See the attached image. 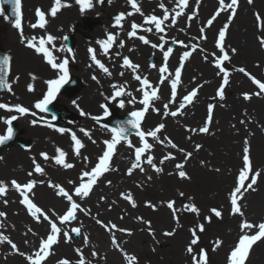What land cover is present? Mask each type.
<instances>
[{
    "label": "bare ground",
    "instance_id": "1",
    "mask_svg": "<svg viewBox=\"0 0 264 264\" xmlns=\"http://www.w3.org/2000/svg\"><path fill=\"white\" fill-rule=\"evenodd\" d=\"M246 1L243 0L240 11L226 30L223 43L225 51L229 52V60L235 68L228 72L229 82L225 85L224 98L220 99L217 95L218 90L214 88V85L216 82L223 83V74L219 72L217 67L213 66L220 52L216 46L217 40L214 41V39H218L219 30L227 22L229 12L225 11L224 14L216 18L211 26H207V20L213 16L212 8L218 5L217 0H203L194 3V7H200V11L193 21H185L184 16H181L179 23L175 25L169 20L166 21L162 27L167 33L165 31L164 33H157L154 25H149L148 27L152 28V32H145V37L151 42L149 45H142V43L127 36V27L133 21L138 20L140 14L134 13L131 6L128 7L126 0H112L111 3L104 0L102 6H99L97 0H91L93 7L85 9L83 12H81V6L77 4L76 0H61V6L56 16L52 17L48 14L47 23L42 31L53 35L56 38L54 40L56 44L53 43L58 46L60 41L63 42V34L69 32L70 27L79 30V32H75V38L78 42V62L74 64L72 72L76 79L83 84V89L75 96V99L69 100L68 104L73 106L72 108L75 107V110L80 114V121L74 125V134L81 141L83 147L80 148L79 155H77L75 147H72L70 143L72 136L60 135L55 131L50 132L34 124L21 122L22 135H28L32 141V146L27 151L14 146L0 162V181H4L5 185L8 186L7 194L0 195V211L6 213L5 217H0V233L8 236L17 245L19 251L25 255L21 256L18 252L13 251L7 242L0 243V264H30L26 257L28 255L34 257L42 234L49 228L46 221L42 219L37 221L27 211V206L20 203L19 192L12 188L10 180L18 178L24 180L26 177L36 179L35 199L40 206L47 209L49 215L52 213L60 215L59 212L68 206V202L56 194L58 190L50 186L49 182L55 185L54 181L60 175L69 179H79L82 172L91 170L92 158L96 154V150L101 148L100 142L96 139H103L105 136V132H102L101 128L95 125L96 114L106 117L107 115L104 114L106 108L109 109L110 113L117 111L121 114L142 111L141 97L146 89L140 84V81L134 78L135 75H140L142 79L147 77L150 81V88L157 84L162 88L163 94L161 93L159 99L154 100L159 112L145 114V126L149 131L155 130L161 123L165 125L157 135L158 137L166 135L174 139L177 145L176 150L185 165L183 170L188 173L191 179L181 181L174 174L169 177L168 175L159 176L153 173L151 179H145L140 175L136 178H138L141 187L136 190L132 187L134 178L128 179L125 173L124 175L115 173L113 186L102 182L94 191L90 192L88 197L80 199L73 196V199L83 209L87 210L86 212L78 211L76 213L77 219L68 226L70 229L73 226L81 229L80 240L79 242L63 240L61 244L57 245V252H51L47 264H57L59 260L57 255L61 252L71 254L75 252L73 248L85 250L83 256L87 260L97 259L99 264H124V254H121L116 248L111 249L110 235L96 222L100 218L115 224L117 229L131 230L132 234L128 235L113 229L121 241V245H124L130 253L134 252L136 255H141L143 261H151L154 264H189L188 258L192 256L184 246L189 242L188 235L193 229L190 223L193 222V219L191 220L190 212L186 211L184 207L179 211V219H174L169 211L162 208L158 212L153 200L156 194L160 193L185 204L186 201H190V204L195 203L199 209V214L194 213V217L203 225L206 224V219L203 216L208 215L211 219L215 218L210 209L217 207L223 209L229 222L220 228L225 235L224 238H218L222 241L220 249H223L218 250L217 258L221 256L225 258L227 255L226 248L233 240L235 233H241L240 225L244 220L254 225L258 224L264 217V95H255V98L250 102L245 101L241 96L244 90L257 89L250 75L254 77L264 76V47H261L258 40L259 37L264 36V0H253L252 4ZM161 2L167 5L169 11L176 7V0L155 2L153 0H139V7L146 15H160L162 18L163 10L159 7ZM31 3H38L42 7L41 9L48 13L54 6V0H27L25 8L27 10L26 15L29 17L33 14V10L29 7ZM225 3L228 2L225 1ZM187 10L185 8L184 15H188ZM112 11L114 13L110 16ZM121 12L126 14L133 12L134 14L126 16L125 20L121 22L122 26H115L112 17ZM257 12L261 13L259 22L255 15ZM169 13L174 14V12ZM88 14L99 17L101 23L91 29L82 27L83 18ZM201 28H204L203 33L200 31ZM106 31L114 35V42L108 54L102 52V46L98 43V41L105 40ZM84 34H89L92 38L88 39ZM160 35L165 37L163 42L165 45L173 43V40L183 41V44L178 43L174 56L169 62V64L178 66L181 64L183 52L192 50L191 45L198 41V36L206 35L205 40L198 42L201 49L195 50V55L192 58L188 57L183 61L182 79L177 85L176 99L179 98L183 88L191 84L200 85V93H198L192 107L176 117L167 116L169 106L168 110L164 108V105H169V100L166 99L171 95V80L166 79L163 84H160V65L157 64V68L153 69L145 59L152 54L161 59V52L151 47L152 43H162L159 40ZM120 41L124 42L123 47H120ZM89 48L95 50L96 59L109 67L111 75L97 67V64L91 59L92 54L89 53ZM232 48L237 51L231 53L229 50ZM125 54L131 55L130 57L133 56L139 68L133 69L120 64L119 58ZM37 57L35 54L31 55V50L25 52V60H23L25 71L31 64L37 62ZM241 68L245 69V72L239 71ZM169 74V71L164 73L166 77ZM93 76L97 79L94 80ZM42 80L40 77L36 82L38 91ZM115 85L124 89L121 97L115 95L117 92V88L116 91L113 90ZM120 98L123 99V107L120 106ZM210 102L215 104V111L214 118L209 124V134L198 131L187 132L185 130L186 125L192 126L193 129L204 126L208 116L205 104ZM242 121L247 125H244ZM2 125L0 119V127ZM85 132L88 135H85ZM197 144L202 146L199 150L195 148ZM244 147L249 148V154L253 157L255 168L261 167L258 170L262 174L253 186L254 192L249 190L240 199L239 205L244 212V216L241 217L239 214L232 213L230 206L228 207L226 204V200L235 187L238 174L242 170L237 154L240 151L243 152ZM181 148L185 152H191V158L185 161V153L179 150ZM57 149L66 154L65 162L72 164L73 167L64 168L55 163L54 158L59 155ZM41 153L47 154L48 159L41 156ZM85 157L88 159L85 160ZM33 160L44 169L43 174L34 171ZM115 160L124 168H129L133 163L124 148L115 152L113 162ZM201 161L204 163L202 164ZM163 166H165L164 163ZM215 169L220 171L217 172ZM30 172L33 173L32 176L28 175ZM123 185H127L129 189L119 190ZM131 189L134 193L131 192ZM66 191L72 194L69 188ZM179 192H184L185 195L180 197ZM121 193H130L135 201V207L130 201L124 199ZM138 196L139 199L137 200ZM102 197L103 199H101ZM229 200L230 198H228ZM146 202L155 205V208L146 206ZM138 217H142L143 220L138 219ZM144 221H150L154 234L157 235L156 239L151 238V235L145 230L149 225ZM29 229H32V232H29ZM225 230L229 232H225ZM171 231H174V235L167 236L164 234ZM85 236H87V243H85ZM25 240L28 241L27 244ZM261 242H264V239L258 243ZM93 250L97 251L96 256H92L91 251ZM253 250L247 263L253 256ZM262 254H264V249ZM73 264L77 263L74 262Z\"/></svg>",
    "mask_w": 264,
    "mask_h": 264
},
{
    "label": "snow or ice",
    "instance_id": "2",
    "mask_svg": "<svg viewBox=\"0 0 264 264\" xmlns=\"http://www.w3.org/2000/svg\"><path fill=\"white\" fill-rule=\"evenodd\" d=\"M77 4L81 6V12H83L85 9H90L93 7V4L91 0H76ZM99 3H103L104 0H97ZM109 3L112 2V0H108ZM219 2V8L215 12V14L207 20V26H211L213 22L216 20V18L221 14L222 11H227L229 12L228 20L225 23L224 27L219 30L218 33V39L216 41V46L219 48L220 52L223 53V55L219 56L218 59L215 61L216 67L219 69V72L223 73V83L220 85L217 95L219 96L220 99L224 98V86L228 84V73L225 70V68L222 66L224 61H228L230 59L229 52L225 51L224 47V40L226 37V30L231 23L232 19L234 18L236 14V10L238 8V0H230V3H225V0H218ZM197 3H199V0H197ZM249 4L253 3V0H248ZM8 4L11 5V11L14 16V23L13 26L20 30V36L22 42L26 44L27 47L34 49L38 54H43L45 60L47 63L50 64V66L53 69H58L59 70V75L55 79L48 80L46 83L48 85L47 92L43 96V98L39 101H37L34 105L36 109H39L40 111H47V106L52 103L53 100L56 99L58 92L60 91L61 87L68 81L69 78V72H68V59L65 58L62 62L56 63L55 58L52 54V52L49 50L48 47H46V43L51 44L56 38L48 34L45 37H40V38H32L28 39L23 35L22 31V0H0V15L3 14L4 8L3 5ZM129 4L131 8L134 10V13H139L140 15L144 16V13L142 12L141 8L139 7L138 0H129ZM189 5V0H176V8L173 9L174 14L171 16V23L173 25L176 24L177 17H180L181 15L184 14V9ZM61 6V0H54V6L49 10V15L52 17H55L59 8ZM68 6V5H64ZM160 9L163 10V17H157L156 15H147L144 16V23L148 25H154V28L157 33H164L165 28L162 27V25L165 24L166 21L169 20V9L165 6L163 2L159 4ZM133 12L129 13H119L116 15L114 18L115 20V26H122V21L125 20L126 16H131L134 14ZM35 15L38 17L37 24H33L32 27H39L41 29L45 28L46 25V13L45 11L41 10L40 8H37L35 10ZM197 13L195 11L192 12L190 16H188V19L191 20L193 19ZM257 17V21L259 22L261 20V17L259 16L258 13L255 14ZM7 18V17H5ZM143 25L137 24L133 22L131 24V31L128 32V36L131 37H136L137 36V30L142 28ZM144 31L146 32H152V28H144ZM201 33L204 32V28L200 29ZM144 44H150L151 42L143 35H140L138 37ZM38 39V44L34 41ZM66 39V38H65ZM200 39H206L205 36L201 35ZM159 40L162 43L155 44L152 43L151 47L153 48H159L163 52V59H164V66H161L159 68L160 72V79L159 83L163 84L166 79L171 80V97L172 99L169 101V103H174L175 98L177 96V85L181 82V68L183 67V61L190 57L191 52L190 51H184L183 55L181 56V64L175 69L174 73V78L172 74H169L167 77L164 75V73L168 72L167 68V60L169 58L170 53H172L173 49L172 47H168L166 51H164L165 44L163 43L165 41V37L163 35L159 36ZM259 43L261 47H264V36L258 38ZM114 42V35L109 33L107 35V38L102 41H98V43L102 46L103 51L105 54L108 53L109 49L112 47ZM174 43H180L183 44V41H175L173 40ZM124 46V42L120 41V47ZM196 45H191L192 51L196 50ZM71 51V49H69ZM231 53H235L237 50L235 48H232L229 50ZM89 53H91V59L107 74L111 75L109 72V69L104 66V64L101 63L100 60L96 59L95 55V50L92 48H89ZM119 55V53H117ZM207 59V57H205ZM10 62H11V57L10 55H4L3 57H0V89H8L11 91V86L8 80L6 79L8 72L10 70ZM123 65L124 66H129L133 69L139 68V65H134L130 62L128 57L123 58ZM152 67H156V65H152ZM241 72H245V69L241 68L239 69ZM123 75V73H121ZM33 79H35L34 76H32ZM137 81H141L142 85L144 86H150V81L147 77H144L141 79L140 75H135L134 77ZM93 79H97L95 76H93ZM253 83L258 86L259 91L254 93L255 95H264V83H262L259 79H256L255 77H251ZM29 90H33L32 85H29ZM116 96H121L122 93L120 91H117L115 93ZM197 96V89L194 88L192 89L187 95L183 96V98L179 102V107L177 108L176 111H171L170 113H167L168 115H171L173 117L177 116V114L180 112V110L184 109L187 104L192 103L193 99ZM151 98L153 99H159V96L157 95V89H152L151 91ZM251 95L248 93L244 94V99H250ZM149 92L144 91L143 92V100L141 103L145 106V109L143 111H133L131 112V116L134 119L126 121L127 125H130L132 128L137 129L136 135L139 137V140L142 142L143 146L142 147H135L134 152H135V160L133 163H131V166L127 170V174L131 175L135 169H139L141 172L144 171V168L141 166V156L143 153H145L146 150H150L153 145L148 143L147 140H145V137H152L153 139L159 140L158 133L165 127L163 123L159 124L155 130H149L147 132L140 130L141 126V118L145 115V111H147V106L149 105ZM131 102V101H130ZM75 103V101H73ZM120 106H124V102L121 101ZM168 104L164 105L165 110L168 108ZM213 107L214 105L209 104L208 105V116L207 120L204 124L203 127H200L198 129H191L193 132H200V133H208L209 132V124L212 121V112H213ZM0 108H5L8 110H12L9 105L6 104H0ZM15 110L19 112L21 115L29 113V109L27 107H23L20 105L15 106ZM84 114V113H82ZM105 115H108L107 111L104 113ZM32 115H35L33 112ZM17 119L16 116H12L10 119L7 120V123L10 125L13 120ZM54 119V117H53ZM33 124H36L37 121L33 120ZM243 123V121H242ZM51 126V125H49ZM61 132L64 131V129H60ZM83 131V130H82ZM111 132L114 133V139H112L110 142L105 141L107 145V151L103 152V155H101L98 158V163L91 168V171H84L81 174V182L79 183L78 186L74 184L73 181H69L70 184H73L74 186V192L70 194L68 191H66L63 187L59 185H52L51 182H49L50 186L57 188V195L66 199V201L69 204V207L67 208L65 214L63 215H56L55 213H52V216H50L47 212H44L40 207H38L32 199L29 198L28 193H30L34 186L36 185L37 181L35 180H29L27 183L21 184L18 183L15 179L11 180L10 184L13 189L18 191L20 195L23 197L20 201L21 204L27 206V211L30 213V215L34 218L37 219V221H40L41 219L43 221H47V223L50 226V233L46 236V238H40V243L38 249L33 255H28L26 259L30 262V264H41L42 261H45L46 258L49 256V250L52 248V246L56 245L58 243V237L60 234L63 232V236L66 241L71 240V237L69 236L68 231H65L62 227H59V225H64L65 223L74 221L77 219L76 213L78 211L81 212H86V209H83L79 203L75 199H73V196L83 199L85 197H88L90 195L91 190L93 189V186L96 184L97 179L101 177L104 173L108 172L110 170L109 168V163H110V157L113 155L114 151V146L122 139L127 140V137L124 135L126 132H128V128L124 126H120L118 128H113L111 129ZM13 135V129L11 127H8L7 129V134L6 135H0V144L5 143V141L10 140ZM85 135H88L87 132H85ZM72 139L75 141V151L76 154L79 155V150L80 148L83 147L81 141L76 138L75 134L72 135ZM169 143L173 148H176L177 145L175 143H172L169 140ZM129 146L133 147L131 145V142L129 141ZM202 146L197 144L195 145V148L199 150ZM182 153H185V161L189 158H191L192 153L191 152H185L184 149H179ZM57 152L59 153L58 156H56L55 163L62 165L64 168H71L73 167L72 164L66 163L65 162V153L57 149ZM249 153V148L244 147L243 149V169L239 172L238 176V181L233 188V190L230 193V204H231V210L233 214H239L241 217L244 216V212L241 210L240 205L238 204V199L242 198L244 194L249 191V190H255L253 186L257 183V177H259L262 173L259 171L253 172L252 169V164L250 161V157L248 155ZM41 156H43L45 159H48L47 154L41 153ZM175 157L172 155V153H169L168 155L164 156L160 160V164H163L166 160L169 159H174ZM85 160L88 158L85 157ZM35 164L34 171L36 173H44V169L40 166V164L35 163V160H33ZM146 163L150 165L155 172L159 173L162 171L161 167H158L154 163V158L151 155H148L146 158ZM203 164L204 162L201 161ZM185 165L184 163H178L176 165V168L179 170L178 171V176L181 179H191V177L188 175L186 171H184ZM215 171L219 172V169H215ZM252 172L253 174L250 176V182L246 183V181L249 179V173ZM29 176H32L33 173H29ZM88 177L89 179L84 182V178ZM151 179V177H149ZM40 183H43V181H40ZM109 183H111L109 181ZM6 192V185L4 181H0V195L4 194ZM178 195L180 197H183L185 195L184 192H179ZM121 196L130 201L132 203V206L135 207V201L132 198V195L129 194H124L121 193ZM103 199V197L101 198ZM7 203V201H5ZM174 201L169 200L167 202V207L173 212L174 216L176 213V209L174 208ZM146 206L155 208V205H152L150 202H146ZM184 208L186 211L192 212L199 214V209L195 205V203L191 204H185ZM212 213L216 217H221V212L217 210L216 208L210 209ZM39 214V215H38ZM6 213L3 211H0V217H5ZM138 219L143 220L142 217H138ZM206 220H209L210 222V217H205ZM98 224H101L103 227L108 229L109 231L116 229L120 232H125L128 235H131L132 232L129 229H124V228H119L117 229V226L115 224H103L101 221L97 220L96 221ZM144 223L149 225V231L151 233V227H150V221H144ZM241 232L243 233L242 235L239 236L238 242L234 246V248L231 250L229 256H228V264H246V261L250 255V250L252 249L253 245H255L258 241H261L264 239V222L259 223L258 225H254L252 223H249L247 220H244L241 225ZM253 229H258L255 231L254 234H249L248 231L246 230H253ZM198 230L200 232L204 231V225L200 224L198 225ZM29 232H32V229H29ZM71 232L76 234V235H81V229L79 227H74L71 229ZM193 239L190 241L188 244L186 251L192 256V264H208V255L207 251L205 249H200L198 255L194 254V248L193 246L198 244V237H197V230L196 229H191ZM35 234V233H33ZM167 236H172L174 235V231L171 232H165L164 233ZM85 243H87V236H85ZM7 242L13 251L18 252L21 256H24L25 254L23 252H20L17 245L12 242V240L6 236L0 233V243ZM25 243L27 244L28 241L25 240ZM113 243H116L115 237H113ZM222 244V241L217 239L213 243V251H215L217 248H219ZM117 248H119V245L117 244ZM75 251L79 254V259L77 260V264H86L85 258L81 252V249L77 248ZM120 251L124 254L125 259L129 261H135L137 258L132 255L129 256L126 252H123V249H120ZM97 254L93 251L92 256H96ZM57 264H70V261L66 258L60 259L57 261ZM90 264V262H88Z\"/></svg>",
    "mask_w": 264,
    "mask_h": 264
},
{
    "label": "rangeland",
    "instance_id": "3",
    "mask_svg": "<svg viewBox=\"0 0 264 264\" xmlns=\"http://www.w3.org/2000/svg\"><path fill=\"white\" fill-rule=\"evenodd\" d=\"M260 11L263 13V11L260 9ZM94 19H98V18H96L95 16H93V15H88V16H85V18H83V25L82 26H84V28H88L87 27V23H86V21L87 20H94ZM86 25V26H85ZM94 25H96V23H94ZM0 32H2V30L0 29ZM8 41L6 40V39H4L3 40V42H2V46H5V43H6V47L8 48V49H10L12 52H13V55H14V60L16 59V69H14V71H13V75H12V77L14 76V79L16 80V82L18 83V85H20L21 86V89H22V92H23V94L22 95H24V96H26V97H29L30 96V94L31 93H29V92H27V88H26V84H28V81H29V78L31 79V77L32 76H34L35 77V74H37V73H40L41 72V68L42 67H44V65H43V62H41L42 60H40V61H38V58H37V61H38V64L40 65V67L41 68H39V67H35L36 65H37V62H35L34 64H31V66L29 67V68H27V70L25 71L24 70V68H25V63H24V61L23 60H25V51H23V50H25L26 48H24L20 43H19V39H18V37H16V39H14V38H12L11 40H9V42L7 43ZM14 49V50H13ZM31 55H34L32 52H31ZM32 57V56H31ZM32 73L31 74V76H30V73ZM33 73H35V74H33ZM28 76H29V78H28ZM46 76V75H45ZM37 77V76H36ZM33 79V78H32ZM79 92V91H78ZM243 92H246V90H244ZM76 96V95H75ZM74 96V97H75ZM74 97H72V98H69V96H67V95H65V96H62L61 97V99L60 100H62V101H66V103H64V105H66L67 107H68V109L70 110V112L71 113H73L74 114V118H77V113L70 107V105L68 104V101L69 100H72ZM32 101V100H31ZM23 102H25V101H23ZM33 110V109H32ZM12 113H17V112H14V111H12ZM25 121V120H24ZM25 123H27L26 121H25ZM1 130V129H0ZM23 139H25L26 141L27 140H29L30 141V138L28 137V136H25V137H22ZM168 139V138H167ZM163 142H165V139L164 138H162V139H159V140H157V145H159V146H162V143ZM16 145H18V144H16ZM8 150L9 149H7V150H5L4 151V154L6 153V152H8ZM241 152L240 153H238V155H239V157L241 156ZM240 165H241V163H240ZM144 178L146 179L147 178V176L146 175H144ZM127 188V187H126ZM119 190H123V188L121 189H119ZM211 226H213V227H211L210 229H209V231H208V234H207V236L205 235L204 237V239L202 240V242L198 245L199 247H203L204 248V245L205 244H208L207 242H209V240H210V238H213L215 235H217L218 233H217V230H218V227H220V224L217 226V223H216V225H214V223L213 224H211ZM246 231H248L249 232V234L250 233H252L251 232V230H246ZM220 234V233H219ZM209 235V236H208ZM220 235H222V234H220ZM236 235H238V232H236L235 233V238H234V240H233V242L232 243H230L229 245H231V244H233L234 242H235V239H236ZM207 242H206V241ZM209 245V244H208ZM198 247V248H199ZM229 247V246H228ZM263 249H264V242H261L260 244H257V247L255 248V251H254V254H253V256H252V259L250 260V262H249V264H264V254H262V251H263ZM75 256V255H74Z\"/></svg>",
    "mask_w": 264,
    "mask_h": 264
}]
</instances>
